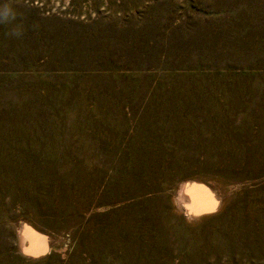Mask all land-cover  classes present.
<instances>
[{
    "label": "rangeland",
    "instance_id": "374dc122",
    "mask_svg": "<svg viewBox=\"0 0 264 264\" xmlns=\"http://www.w3.org/2000/svg\"><path fill=\"white\" fill-rule=\"evenodd\" d=\"M0 264H264V0H0Z\"/></svg>",
    "mask_w": 264,
    "mask_h": 264
},
{
    "label": "bare ground",
    "instance_id": "6f19581e",
    "mask_svg": "<svg viewBox=\"0 0 264 264\" xmlns=\"http://www.w3.org/2000/svg\"><path fill=\"white\" fill-rule=\"evenodd\" d=\"M189 193H191L193 195V192L192 191H189Z\"/></svg>",
    "mask_w": 264,
    "mask_h": 264
}]
</instances>
